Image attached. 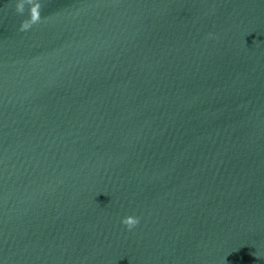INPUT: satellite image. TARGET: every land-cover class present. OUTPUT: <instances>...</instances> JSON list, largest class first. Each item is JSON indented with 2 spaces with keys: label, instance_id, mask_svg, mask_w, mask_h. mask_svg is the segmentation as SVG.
I'll use <instances>...</instances> for the list:
<instances>
[{
  "label": "water",
  "instance_id": "water-1",
  "mask_svg": "<svg viewBox=\"0 0 264 264\" xmlns=\"http://www.w3.org/2000/svg\"><path fill=\"white\" fill-rule=\"evenodd\" d=\"M0 264H264V0H0Z\"/></svg>",
  "mask_w": 264,
  "mask_h": 264
},
{
  "label": "clouds",
  "instance_id": "clouds-1",
  "mask_svg": "<svg viewBox=\"0 0 264 264\" xmlns=\"http://www.w3.org/2000/svg\"><path fill=\"white\" fill-rule=\"evenodd\" d=\"M121 223L124 224L127 228L131 229L138 223V217H134L132 215L124 216L121 218Z\"/></svg>",
  "mask_w": 264,
  "mask_h": 264
}]
</instances>
